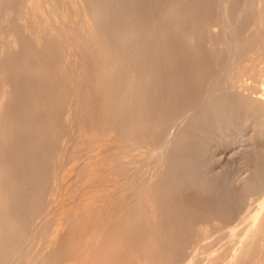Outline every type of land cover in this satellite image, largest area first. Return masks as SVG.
<instances>
[{
    "label": "rangeland",
    "instance_id": "rangeland-1",
    "mask_svg": "<svg viewBox=\"0 0 264 264\" xmlns=\"http://www.w3.org/2000/svg\"><path fill=\"white\" fill-rule=\"evenodd\" d=\"M256 4L257 0H0V100L2 97L6 98L5 102L2 99L0 104V110L3 106L2 113L0 112V232L7 227L5 231L9 233L5 234L3 230L0 234V240L4 241L1 240L0 245L5 247L2 249L0 246V264H3V261L6 264H58L59 262V264H76L79 260L81 263V259L85 260V262L82 261L84 264H87L88 260V264L91 261V264H94L96 257L91 256L90 250H93L91 253L94 255L98 243L97 251L100 252V257H103V264H108L105 258L111 252L119 253L120 260H117L124 264H229L233 261V254L237 252H240L239 255L237 254L240 260L235 264H264V231L248 249L242 252L239 250L245 240L247 229L253 222L256 207L263 201L264 195L255 192L260 190V184L258 187L249 188V193L248 188L245 192L244 189L238 191L234 190L235 188L224 190L227 187L219 185L221 176L216 175V179V176L211 174V176L207 174L210 178L206 174L195 173L194 175L187 166L191 157H194L193 150L185 139L179 141L182 144L180 146L179 143L173 142L174 146L169 150L171 155L167 153L169 157L166 156L163 160L164 166L160 171L153 167L149 157L146 160L144 158L146 147L152 146L150 148L153 149L162 137V128L172 123L173 115L171 114L176 110L177 105L178 107L188 106V101L191 99L189 92H193L194 87L216 76L226 81L236 77V71L232 70L233 68L226 69V65L241 64L240 66L244 67L242 69L248 67L246 74L249 73V76L245 79L249 85H256V78L257 82L260 80L258 67H255L253 72L254 63L250 62V58L254 57L255 60L260 61L261 57L264 63V53L257 55L253 51L255 54L250 53L248 57L240 55L239 59L236 55L234 56L235 37L242 29L244 32L252 29L251 23H254L252 16L255 18L252 14L257 12ZM65 19L69 22L63 24ZM176 24L181 25L179 39L176 36L179 26ZM213 29L219 36L212 38L210 33ZM48 31L53 35H49ZM183 33L186 37L189 36L186 38ZM58 40H61V44ZM179 40L182 41L179 42ZM222 41L225 42L226 48H219ZM175 43L178 45L176 46ZM185 44L188 47L184 46ZM210 47H212L211 53ZM69 53H73L72 56ZM240 57L245 61L241 60V62ZM203 76L205 78H202ZM149 82L152 85L148 86ZM186 131L185 137L188 136V130ZM55 137H58L57 140ZM145 138L148 141L143 140ZM178 147L182 152L178 150ZM62 154H64L63 157ZM128 160H134L132 166L126 164ZM77 166L79 169L76 168ZM104 175L105 178H102ZM93 176H97L95 177L97 180ZM145 177L151 183L146 182ZM226 190L228 192L224 193ZM230 190L233 191L230 192ZM100 192L102 193L99 194ZM228 193L231 195L228 196ZM95 198L103 200L95 202ZM228 199L230 203L227 202ZM151 200L154 201V205H151L153 204ZM103 201H106V204H103ZM85 202L89 208L85 205L83 207L86 208L85 210L80 209L84 206L81 204ZM93 204L101 205L98 207L96 205L94 208ZM109 205L112 207L110 208ZM90 207L93 208L92 211ZM99 207H101L99 210L103 209L100 212L97 210ZM151 208L152 210H149ZM87 209L89 213L91 212L90 214L86 213ZM106 212L109 213L106 214ZM112 212L115 214L111 215ZM99 221H101L100 224L104 221L103 225L97 224ZM82 222L83 225L80 224ZM59 223L63 224L62 229ZM1 224L7 226L3 225V228ZM74 225L77 228L72 227ZM56 227L59 230H56ZM87 227H91L90 233ZM73 232L78 233L74 234L76 237L73 236ZM98 233L102 239H99ZM4 234L8 240L3 237ZM87 234L93 239L89 240ZM10 236L12 239L8 238ZM118 236L125 240L130 239L131 244L134 245H130L131 248L129 245L116 246L115 240ZM99 240L102 242L100 243ZM48 241L51 243L54 241L53 243L57 246L53 243V246L49 245ZM80 241L85 242L81 244ZM97 241L98 243H95ZM88 243L91 245H88L90 249L87 246ZM7 244L11 245L10 248ZM110 246L113 247L109 248ZM8 249L11 250L10 256L6 255L10 252ZM5 250L8 252L6 253ZM251 252H254L253 255ZM89 255L91 257H85Z\"/></svg>",
    "mask_w": 264,
    "mask_h": 264
},
{
    "label": "bare ground",
    "instance_id": "bare-ground-1",
    "mask_svg": "<svg viewBox=\"0 0 264 264\" xmlns=\"http://www.w3.org/2000/svg\"><path fill=\"white\" fill-rule=\"evenodd\" d=\"M255 1V0H254ZM69 3V2H68ZM165 3V2H164ZM255 3V2H254ZM163 4V3H162ZM166 4V3H165ZM31 5V4H30ZM256 6H257V12H255V10H254V12H255V14H252V15H254L255 16V18L252 16V19H254L253 21H254V23H251V25H252V29L251 30H248V31H246L245 30V32L243 31V29L241 30V32H239L237 35H236V42H235V54H234V56L236 55V57H238V59H239V56L240 55H243V56H250V53H253V51H255L256 53H257V55L259 54V55H261L262 53H264V0H257V4H256ZM38 7V6H37ZM2 8V7H1ZM254 9V8H253ZM9 10V9H8ZM59 10V9H58ZM40 14H41V12H39ZM69 13V12H68ZM76 13V12H75ZM168 13V12H167ZM253 13V12H252ZM162 14H163V12H162ZM35 15H36V13H35ZM48 15V14H47ZM64 16H65V14H64ZM67 16V15H66ZM250 16V17H251ZM33 17H34V15H33ZM38 17V16H37ZM44 17H46V15H44ZM54 17V16H53ZM40 18V17H39ZM43 18V17H42ZM52 18V17H51ZM68 18H70V17H68ZM71 18H72V16H71ZM164 18V17H163ZM167 18V17H166ZM247 18V17H246ZM245 19V18H244ZM35 20V19H34ZM74 20V19H73ZM86 20V19H85ZM242 20V19H241ZM251 20V19H250ZM37 21V20H36ZM39 21V20H38ZM48 21V20H47ZM52 21H54V20H52ZM57 21V19L55 18V22ZM65 22L63 23V24H65L67 21H66V19L64 20ZM159 21V20H158ZM252 21V20H251ZM69 22V21H68ZM67 22V23H68ZM76 22V21H75ZM160 22V21H159ZM242 22V21H241ZM245 22V21H244ZM37 23V22H36ZM41 23H42V21H41ZM58 23V22H57ZM39 24H40V21H39ZM51 24V23H50ZM55 24V23H54ZM239 24V23H238ZM26 25V24H25ZM35 25V24H34ZM37 25V24H36ZM62 25V24H61ZM75 25V24H74ZM191 25V24H190ZM193 25V24H192ZM43 26V25H42ZM48 26V25H47ZM46 26V27H47ZM52 26V25H51ZM59 26V25H58ZM76 26V25H75ZM90 25H88V27H89ZM176 26H179L178 27V29H177V32H176V36H177V39H179L180 38V29H181V25H178V24H176ZM217 26V25H216ZM215 26V27H216ZM239 26V25H238ZM237 26V27H238ZM243 26H245L244 24H243ZM249 26V25H248ZM38 27V26H37ZM45 27V26H44ZM60 28L59 29H61V26H59ZM66 27V26H65ZM73 27V26H72ZM87 27V28H88ZM186 27H187V25H186ZM185 27V28H186ZM214 27V26H213ZM220 27V26H219ZM242 27V26H241ZM56 28H57V26H56ZM64 28V27H63ZM68 28V27H67ZM91 28V27H90ZM89 28V29H90ZM201 28V27H200ZM37 29V28H36ZM58 29V28H57ZM70 29V28H69ZM160 29V28H159ZM194 29V27L192 28V30ZM199 29V28H198ZM208 29V28H207ZM245 29H246V27H245ZM41 30V29H40ZM47 30V29H46ZM54 30V29H53ZM143 30V29H142ZM167 30H169V29H167ZM187 30V29H186ZM189 30V29H188ZM205 30V29H204ZM238 30V29H237ZM240 30V29H239ZM238 30V31H239ZM52 31V30H51ZM60 31V30H59ZM83 31V30H82ZM87 31V30H86ZM161 31V30H160ZM199 31V30H198ZM43 32V31H42ZM49 32V35L51 34L50 33V31H48ZM54 32V31H53ZM68 32H70L69 30H68ZM164 32V31H163ZM191 32V31H190ZM194 32V31H193ZM192 32V33H193ZM55 33V32H54ZM62 33V32H61ZM64 33H65V31H64ZM169 33V32H168ZM171 33V32H170ZM173 33V32H172ZM199 33V32H198ZM221 33V32H220ZM33 33H31V35H32ZM43 35H44V33H42ZM46 34V33H45ZM56 34V33H55ZM66 34V33H65ZM84 34V33H83ZM82 34V35H83ZM89 34V33H88ZM164 34V33H163ZM185 34H187V33H185ZM206 34H207V32H206ZM211 34V36H212V38L213 37H217V36H219L218 35V33H217V31L215 30V29H213L212 30V32L210 33ZM209 34V35H210ZM39 35H41V34H39ZM46 35H48V34H46ZM53 34H51V36H52ZM87 35V34H86ZM183 35H184V33H183ZM192 35H194V33L192 34ZM208 35V34H207ZM225 35V34H224ZM57 36V35H56ZM61 36V38H63L62 37V35H60ZM92 36V35H91ZM145 36V35H144ZM143 36V37H144ZM150 36V35H149ZM175 36V37H176ZM185 36V35H184ZM189 36V35H188ZM187 36V37H188ZM205 36V35H204ZM43 37V36H42ZM83 37V36H82ZM87 37V36H86ZM173 37V36H172ZM186 37V36H185ZM184 37V38H185ZM186 37V38H187ZM198 37V36H197ZM200 37V36H199ZM12 38V37H11ZM20 38V37H19ZM28 38H30V37H28ZM36 38H37V36H36ZM38 38H40V37H38ZM47 38V37H46ZM56 38V37H55ZM54 38V39H55ZM201 38V37H200ZM42 39V38H41ZM189 39V38H188ZM207 39V38H206ZM39 41H40V39H38ZM173 40V39H172ZM186 40V39H185ZM210 40V39H209ZM43 41H44V39H43ZM53 41V40H52ZM61 41V40H60ZM60 41L58 40V42L60 43ZM182 41V40H181ZM180 40H179V42H181ZM188 41V40H187ZM192 41H193V39H192ZM208 41V40H207ZM38 42V41H37ZM45 42H47L46 40H45ZM56 42V41H55ZM177 42V41H176ZM179 42H178V44H179ZM50 43V42H49ZM185 43H187V42H185ZM189 43V42H188ZM191 43V42H190ZM198 43V42H197ZM225 43V42H224ZM223 43V41L222 42H220V44H219V48H226V45ZM231 43V42H230ZM55 44V43H54ZM61 44V43H60ZM147 44V43H146ZM160 44V43H159ZM174 44V43H173ZM178 44H176L175 43V45L177 46ZM192 44V43H191ZM206 44V43H205ZM232 44V43H231ZM234 44V43H233ZM38 45V44H37ZM39 45H40V43H39ZM42 45V44H41ZM51 45V44H50ZM53 45V44H52ZM56 45H57V43H56ZM201 45V44H200ZM210 45V44H209ZM225 45V46H224ZM31 46V45H30ZM165 46V45H164ZM184 46H186V47H188L186 44L184 45ZM204 46V45H203ZM231 46V45H230ZM234 46V45H233ZM38 47H40V46H38ZM38 47H36V48H38ZM43 47H45V45L43 46ZM42 47V48H43ZM58 47V46H57ZM197 47V46H196ZM205 47V46H204ZM207 47V46H206ZM47 48V47H46ZM51 48V47H50ZM61 48V47H60ZM162 49H163V47H161ZM160 48V49H161ZM174 48H175V46H174ZM177 48V47H176ZM179 48H180V45H179ZM181 48H182V46H181ZM211 48L212 47H210V53H211ZM228 48V47H227ZM230 48V47H229ZM15 49V48H14ZM55 49H56V46H55ZM89 49V48H88ZM183 49V48H182ZM191 49V48H190ZM233 49V48H232ZM45 50V49H44ZM158 50V49H157ZM188 50V49H187ZM193 50H194V48H193ZM204 50H206V49H204ZM203 50V51H204ZM214 50V49H213ZM217 50H220V49H217ZM226 50V49H225ZM228 50V49H227ZM40 51H42V50H40ZM54 51V50H53ZM60 51V50H59ZM74 51V50H73ZM160 51V50H159ZM164 51V50H163ZM189 51V50H188ZM202 51V53L204 54V52ZM215 51V50H214ZM232 51V50H231ZM44 51H42V53H43ZM47 52H48V49H47ZM46 52V53H47ZM64 52V51H63ZM71 52V51H70ZM75 52H76V50H75ZM199 52H200V49H199ZM208 52V53H209ZM218 52V51H217ZM255 52L253 53V54H255ZM55 53V52H54ZM57 53V52H56ZM195 53V52H194ZM207 53V52H206ZM213 53V52H212ZM222 53H224V52H222ZM232 53V52H231ZM14 54H16V53H14ZM58 54V53H57ZM59 54H60V52H59ZM71 53H69V55H70ZM73 54V53H72ZM72 54L70 55V56H72ZM76 54V53H75ZM196 54V53H195ZM202 54V55H203ZM219 54H220V52H219ZM233 54V53H232ZM61 55V54H60ZM147 55V54H146ZM191 55V54H190ZM200 55V54H199ZM208 55V54H207ZM214 55V54H213ZM52 56V55H51ZM54 56H55V54H54ZM87 56V55H86ZM204 56V55H203ZM227 57H229V55H226ZM243 56H241V57H243ZM245 56V57H246ZM247 56V57H248ZM263 56V55H262ZM15 57V56H14ZM53 57V56H52ZM64 57V56H63ZM82 57V56H81ZM196 57V56H195ZM240 57V61L242 60V61H245V60H243L242 58ZM244 57V58H245ZM260 57V56H259ZM70 59H71V57H69ZM86 58V57H85ZM146 58V57H145ZM191 58H192V56H191ZM204 58V57H203ZM209 58V57H208ZM56 59V58H55ZM73 59V58H72ZM71 59V60H72ZM246 59V58H245ZM251 59V63H254V65H253V72H255L254 70H255V67H258L257 69H258V71H259V73H258V75H260V77H259V81L257 82V78H256V85H254V84H252V85H249L248 83H246V77L247 76H249V73H247L246 74V72H247V70H248V67L246 68V69H242V68H244V67H241L240 65H235V66H228V65H226L225 66V68L226 69H231V68H233L232 70H234V71H236L235 73V75H236V77L235 78H230L229 80H225V79H222V77H212V78H209V79H207V80H205V81H203L202 82V85L200 84V86H199V84H198V86L197 87H194V91L193 92H189V93H191L190 95V97H191V99H190V101H188L189 102V104H188V106L186 107H183V106H181L180 104V107H178V105H177V108H176V110L175 111H173V113L171 114V115H173L172 116V119H171V121H172V123L171 124H169V125H166L167 127H163L162 128V130H161V132H162V137H160V140H159V142L157 143V145L152 149V148H150V147H152V146H148V147H146V157H144L145 158V160L149 157V159L153 162V167L155 168V169H159V171L161 170V168L164 166V164H163V160H165V158H166V156L167 157H169V155H171V154H169V150L170 149H172V146H174V145H172L173 144V142H174V144H177V143H179V141H181V140H184L185 139V142L186 143H190V145H191V148H192V150H193V154H192V152L190 153V154H192V155H194V157H191V161L189 162V165L187 164V166H188V169L190 170V172L192 173H194V175H195V173L196 174H209V176H211V175H213L214 177L216 176V175H219V177L221 176L222 177V180H221V178L219 179V180H221V181H219L220 182V186H223V187H227V188H224V190L225 189H228V188H235L234 190H238L239 191V189L240 190H242V189H244V192H245V189L246 188H248V193H249V188H255V187H258L259 186V184H260V190L258 191L257 189V191H255V189H254V191L255 192H259V193H261V194H263L264 195V63L262 62V58L260 57L259 59H260V61H258L257 59V62H256V60H255V58L254 57H252V58H250ZM264 59V58H263ZM23 60V59H22ZM25 60V59H24ZM68 60V59H67ZM75 60V59H74ZM145 60V59H144ZM198 60H199V58H198ZM61 61V60H60ZM203 61H205V60H203ZM241 61V62H242ZM39 62V61H38ZM43 62V61H42ZM56 62V61H55ZM63 62V61H62ZM62 62H60V63H62ZM73 62V61H72ZM248 62V61H247ZM259 62V63H258ZM35 63V62H34ZM59 63V62H58ZM195 63V62H194ZM197 63V62H196ZM212 64H213V62H211ZM246 63V62H245ZM256 63V64H255ZM21 64V63H20ZM204 64V63H203ZM206 64H208V63H206ZM243 64H244V62H243ZM247 64V63H246ZM248 64H250L249 62H248ZM42 65V64H41ZM40 65V66H41ZM44 65V64H43ZM49 65V64H48ZM86 65V64H85ZM194 66H195V64H193ZM192 65V66H193ZM198 65H199V63H198ZM216 65V64H215ZM39 66V65H38ZM47 66V65H46ZM66 66V65H65ZM148 66H152V65H148ZM207 66V65H206ZM206 66L204 67V68H206ZM209 66V65H208ZM207 66V67H208ZM213 66H214V64H213ZM245 66V65H244ZM43 67V66H42ZM61 67H63V66H61ZM209 67H211V66H209ZM246 67V66H245ZM37 68V67H36ZM40 68V67H39ZM195 68V67H194ZM213 68V67H212ZM249 68H250V66H249ZM33 69V68H32ZM62 69V68H61ZM147 69V68H146ZM206 69H208V68H206ZM210 69V68H209ZM215 69H216V67H215ZM218 69V68H217ZM225 69V70H226ZM214 70V69H213ZM36 71V70H35ZM40 70H38V72H39ZM42 71H43V69H42ZM50 71H51V69H50ZM63 71V70H62ZM79 71V70H78ZM205 71V70H204ZM228 71V70H227ZM227 71H226V73H227ZM233 71V72H234ZM251 72H252V70H250ZM257 70H256V72H258ZM31 72V71H30ZM211 72V71H210ZM223 72V71H222ZM146 73V72H145ZM148 73H149V71H148ZM191 73V72H190ZM195 73H196V71H195ZM65 74V73H64ZM91 74V73H90ZM104 74V73H103ZM197 74V73H196ZM231 74V73H230ZM55 75V74H54ZM59 75V74H58ZM88 75V74H87ZM94 75V74H93ZM147 75V74H146ZM208 75V74H207ZM251 75H253V73H251ZM257 75V74H256ZM190 76V75H189ZM200 76V75H199ZM232 76H234V75H232ZM255 76V75H254ZM81 77H83L82 75H81ZM93 77V76H92ZM230 77V75L228 74V78ZM146 78H147V76H146ZM190 78V77H189ZM202 78H205L204 76L202 77ZM227 78V79H228ZM253 79H254V77H252ZM145 79V78H144ZM149 79V78H148ZM251 79V78H250ZM152 80V79H151ZM151 80H149V81H151ZM190 80V79H189ZM202 80V79H201ZM38 81V80H37ZM62 81V80H61ZM143 81V80H142ZM145 81H146V79H145ZM193 81V80H192ZM191 81V82H192ZM254 81V80H253ZM148 82V81H147ZM152 82V81H151ZM151 82H149L148 83V86H149V84H151ZM189 82V81H188ZM201 82V81H200ZM199 82V83H200ZM48 83V82H47ZM146 83V82H145ZM254 83V82H253ZM59 84V83H58ZM85 84V83H84ZM197 84V83H196ZM51 85V84H50ZM152 85V84H151ZM185 85V84H184ZM190 85H191V83H190ZM193 85V84H192ZM49 86V85H48ZM59 86V85H58ZM88 86V85H87ZM194 86V85H193ZM154 87V86H153ZM192 87V86H191ZM7 88V87H6ZM143 88H144V86H143ZM189 88V87H188ZM192 89V88H191ZM75 90V89H74ZM155 90V89H154ZM183 90V89H182ZM54 91V90H53ZM58 90H56V92H57ZM191 91V90H190ZM6 92V91H5ZM59 92V91H58ZM68 92V91H67ZM73 92V91H72ZM95 92H97V91H95ZM142 92H144V91H142ZM149 92H151L150 91V89H149ZM61 93V92H60ZM65 93V92H64ZM145 93V92H144ZM3 94H5V93H3ZM81 94V93H80ZM142 94V93H141ZM6 95V94H5ZM54 95H55V93H54ZM188 95V94H187ZM49 96V95H48ZM59 96V95H58ZM92 96V95H91ZM105 96V95H104ZM144 96V95H143ZM7 97V99H8V96H6ZM73 97H75V96H73ZM73 97H71V98H73ZM189 97V98H190ZM10 98V97H9ZM21 98V97H20ZM50 98V97H49ZM91 98V97H90ZM2 99H3V97H2ZM2 99L0 100V104H1V101H2ZM4 99H6L5 97H4ZM3 99V100H4ZM69 99V98H68ZM148 99V98H147ZM73 100V99H72ZM189 100V99H188ZM59 101V100H58ZM66 101V100H65ZM88 101V100H87ZM86 101V102H87ZM4 102H5V100H4ZM3 102V103H4ZM47 102V101H46ZM68 102V101H67ZM72 102V101H71ZM92 102V101H91ZM96 102V101H95ZM187 102V100H186V103H188ZM2 103V104H3ZM181 103V102H180ZM5 105H6V103H5ZM183 105V104H182ZM185 105V104H184ZM174 106H175V104H174ZM46 107V106H45ZM2 108H3V106L1 107V110H2ZM5 108H7V106L5 107ZM77 108V107H76ZM75 108V109H76ZM173 108V107H172ZM1 110H0V112H1ZM4 110V109H3ZM59 110V109H58ZM78 110V109H77ZM8 111V110H7ZM56 111V110H55ZM86 111V110H85ZM90 111V110H89ZM94 111V110H93ZM171 111V110H170ZM2 113V112H1ZM148 113V112H147ZM70 114V113H69ZM170 114V113H169ZM66 115V114H65ZM1 117H2V115H1ZM11 117V116H10ZM168 117H170V115L168 116ZM3 118V117H2ZM5 118V117H4ZM167 118V117H166ZM7 119H8V117H7ZM58 119V118H57ZM169 119V118H168ZM2 120H4V119H2ZM10 120V119H9ZM66 120V119H65ZM74 120V119H73ZM89 120H90V118H89ZM7 121V120H6ZM15 121V120H14ZM76 121V120H75ZM165 121H167V120H165ZM168 121H170V120H168ZM86 122V121H85ZM66 123V122H65ZM143 123V122H142ZM161 123V122H160ZM47 124V123H46ZM71 124V123H70ZM157 124V123H156ZM166 124V123H165ZM52 125V124H51ZM68 125V124H67ZM74 125V124H73ZM9 126V125H8ZM49 126V125H48ZM55 126V125H54ZM83 126V125H82ZM149 126H151V125H149ZM160 126V125H159ZM164 126V125H163ZM158 127V126H157ZM50 128V127H49ZM67 128V127H66ZM75 128V127H74ZM78 128V127H77ZM159 128V127H158ZM71 129V128H70ZM160 129V128H159ZM51 130V129H50ZM54 130V129H53ZM63 130V129H62ZM80 130V129H79ZM186 130H188V136L187 137H185V134L184 133H186L187 131ZM152 131V130H151ZM144 132H146V131H144ZM143 132V133H144ZM58 133H60V132H58ZM75 133V132H74ZM153 133V132H152ZM160 133V132H159ZM56 134V133H55ZM68 134V133H67ZM70 134V133H69ZM61 135V134H60ZM144 136H146V135H144ZM146 137H148V135L146 136ZM56 138V137H55ZM54 138V139H55ZM58 138V137H57ZM57 138H56V140H57ZM65 138V137H64ZM74 138V137H73ZM81 138V137H80ZM143 138V137H142ZM158 138V137H157ZM62 139V138H61ZM153 139V138H152ZM58 140H60V139H58ZM64 140V139H63ZM91 140V139H90ZM143 140H146V141H148L147 140V138H145V139H143ZM47 141V140H46ZM65 141H67V140H65ZM77 141V140H76ZM71 142V141H70ZM78 142V141H77ZM77 142H75V144L77 143ZM98 142V141H97ZM175 142H177V143H175ZM143 143H145V142H143ZM56 144V143H55ZM59 144V143H58ZM63 144H65V142L63 143ZM183 144H184V142H183ZM32 145V144H31ZM74 145V144H73ZM179 146L180 145H182L181 143H179L178 144ZM189 145V146H190ZM68 146V145H67ZM142 146V145H141ZM188 146V145H187ZM59 147V146H58ZM72 147V146H71ZM76 147H78L77 145H76ZM81 147V146H80ZM79 147V148H80ZM86 147V146H85ZM143 148H144V146H142ZM64 148V147H63ZM89 148V147H88ZM176 148V147H175ZM175 148H173V149H175ZM145 149V148H144ZM53 150V149H52ZM178 150H179V147H178ZM76 151V150H75ZM180 152H182V150H179ZM67 152V151H66ZM148 152V153H147ZM174 152V151H173ZM28 153V152H27ZM55 153V152H54ZM53 153V154H54ZM81 153V152H80ZM167 153L169 154V155H167ZM71 154V153H70ZM174 154V153H173ZM176 154H177V152H176ZM55 155H57V154H55ZM148 155V156H147ZM58 156V155H57ZM64 156V154H62V157ZM189 156H191V155H189ZM178 158V157H177ZM19 159V158H18ZM59 159V158H58ZM62 159V158H61ZM54 160V159H53ZM170 160V159H169ZM189 160V159H188ZM64 161V160H63ZM134 161V160H133ZM133 161H130V160H128L127 161V165H131L132 166V164H133ZM149 161V160H148ZM53 163H54V161H53ZM55 163H57V162H55ZM79 164V163H78ZM111 164V163H110ZM121 164V163H120ZM135 164V163H134ZM176 164V163H175ZM55 165H57V164H55ZM54 165V166H55ZM90 165V164H89ZM88 165V166H89ZM119 165V164H118ZM46 166V165H45ZM61 166V165H60ZM86 166V165H85ZM115 166V165H114ZM120 166V165H119ZM151 166V165H150ZM178 166V165H177ZM56 167V166H55ZM62 167V166H61ZM80 167V166H79ZM84 167V166H83ZM113 167V166H112ZM176 167V166H175ZM182 167V166H181ZM58 168V167H57ZM76 168H78V166L76 167ZM131 168H133V167H131ZM152 168V167H151ZM180 168V167H179ZM179 168H178V170H179ZM183 168V167H182ZM25 169V168H24ZM79 169V168H78ZM114 169V168H113ZM60 170H62V169H60ZM82 170V169H81ZM55 171V170H54ZM80 171V170H79ZM101 171V170H100ZM113 171V170H112ZM118 171V170H117ZM158 171V170H157ZM48 172V171H47ZM53 172V171H52ZM103 172V171H102ZM83 173V172H82ZM96 173V172H95ZM109 173H111V171L109 172ZM127 173H129L128 171H127ZM177 173V172H176ZM33 174V173H32ZM54 174V173H53ZM58 174H59V172H58ZM102 174V173H101ZM113 174V173H112ZM131 174V173H130ZM211 174V175H210ZM57 175V174H56ZM78 175V174H77ZM95 175V174H94ZM109 176L111 175V174H108ZM116 175V174H115ZM205 175V176H206ZM84 176V175H83ZM92 176V175H91ZM99 176V175H98ZM107 176V175H106ZM109 176H108V178H109ZM152 176V175H151ZM192 176H193V174H192ZM208 176V175H207ZM206 176V177H207ZM208 176V177H209ZM61 177V176H60ZM95 177H97V176H95ZM94 176H93V178H95ZM105 178V175L104 176H102V178ZM154 177V176H153ZM197 177V176H196ZM55 178V177H54ZM100 178V177H99ZM107 178V177H106ZM148 178H151V177H149L148 176ZM210 178V177H209ZM21 179V178H20ZM57 179V178H56ZM59 179V178H58ZM91 179V178H90ZM96 179V178H95ZM112 179H115V178H112ZM117 179V178H116ZM115 179V180H116ZM193 179V178H192ZM216 179H217V176H216ZM93 180V179H92ZM97 180V179H96ZM110 180H111V177H110ZM156 180V179H155ZM155 180H153V181H155ZM200 180V179H199ZM213 180L215 181V179L213 178ZM212 180V181H213ZM30 181V180H29ZM59 181V180H58ZM91 181V180H90ZM93 181H95V180H93ZM92 181V182H93ZM144 181V180H143ZM145 181L146 182H149V181H147V179H146V177H145ZM151 181H152V179H151ZM17 182V181H16ZM97 182V181H96ZM102 182V181H101ZM111 182V181H110ZM117 182V181H116ZM205 182V181H204ZM217 182V181H216ZM216 182H213V183H216ZM99 183H100V181H99ZM145 183V182H144ZM149 183H151V182H149ZM55 184H56V182H55ZM109 184H111V183H109ZM114 184V183H113ZM153 184V183H152ZM211 184V183H210ZM53 185V184H52ZM148 185V184H147ZM149 185H151V184H149ZM97 186V185H96ZM102 186V185H101ZM116 186V185H115ZM144 186V185H143ZM212 186V185H211ZM214 186V185H213ZM215 186H216V184H215ZM98 187V186H97ZM114 187V186H113ZM54 188V187H53ZM52 188V189H53ZM217 188V187H216ZM98 189H99V187H98ZM97 189V191L99 192V190ZM101 189V188H100ZM148 189V188H147ZM157 189V188H156ZM218 189V188H217ZM221 189V188H220ZM140 190H141V188H140ZM222 190V189H221ZM229 190V189H228ZM252 190V192H253V189H251ZM101 191V190H100ZM149 191V190H148ZM159 191V190H158ZM233 191V190H232ZM231 190H230V192H232ZM238 191H234V192H238ZM163 192H165V191H163ZM226 192H228L227 190L224 192V193H226ZM233 192V193H234ZM244 192H242V193H244ZM246 192H247V190H246ZM102 192H100L99 194H101ZM155 193V192H154ZM232 193V194H233ZM240 193V192H239ZM248 193H246V194H248ZM145 194V193H144ZM163 195V194H162ZM229 195H231V194H229L228 193V196ZM234 195H235V193H234ZM249 195V194H248ZM251 195V194H250ZM95 196H97V195H95ZM102 197H103V195H101ZM136 196V195H135ZM146 196V195H145ZM233 196V195H232ZM231 196V197H232ZM238 196V195H237ZM237 196H236V199H237ZM242 196V195H241ZM141 197V196H140ZM148 197V196H147ZM152 197V196H151ZM159 197V196H158ZM231 197H229V198H231ZM234 197V196H233ZM233 197L231 198V201H232V199H233ZM240 197V196H239ZM51 198V197H50ZM105 198V197H104ZM135 198H137V197H135ZM242 198V197H241ZM244 198H246V197H244ZM248 198V197H247ZM94 199V198H93ZM96 199V198H95ZM107 199V198H106ZM110 199V198H109ZM134 199V198H133ZM235 199V198H234ZM101 200H103V199H101ZM100 199L99 200H94L95 202L96 201H101ZM105 200V199H104ZM135 200V199H134ZM153 200V199H152ZM151 200V201H152ZM161 200V199H160ZM229 200V201H228ZM227 200V202H229L230 203V199H228ZM244 200V199H243ZM248 200V199H247ZM91 201V200H90ZM89 201V202H90ZM132 201V200H131ZM138 201H140V200H138ZM145 201V200H144ZM147 201V200H146ZM145 201V202H146ZM237 202L239 201V200H236ZM253 201V200H252ZM91 202H93V200L91 201ZM90 202V204L92 205V203ZM94 202V203H95ZM105 202V203H104ZM133 202V201H132ZM136 202H137V199H136ZM135 202V203H136ZM148 202V201H147ZM154 201H152V203H153ZM236 202V203H237ZM242 202V201H241ZM243 202H245V201H243ZM242 202V203H243ZM100 203H102V202H100ZM131 203V202H130ZM140 204H142L141 202H139ZM228 203V204H229ZM235 203V202H234ZM89 204V203H88ZM98 204V203H97ZM97 204H93V207L94 206H96ZM103 204H106V201H103ZM102 204V205H103ZM127 204V203H126ZM132 204V203H131ZM138 204V203H137ZM144 204V203H143ZM148 204H151V203H148ZM82 205H84V206H82ZM85 205H86V202H85V204H81V206L82 207H80V209L81 208H83V207H85ZM99 205H101V204H99ZM99 205H97L96 207H98ZM128 205V204H127ZM139 205V204H138ZM137 205V206H138ZM145 205V204H144ZM144 205H143V207H144ZM151 205H154V203L153 204H151ZM151 205H149V206H151ZM245 206L247 205V204H244ZM249 205V204H248ZM253 205V204H252ZM87 206V205H86ZM90 206V205H89ZM104 206H107V205H104ZM112 207V205H109V207ZM129 206V205H128ZM127 206V207H128ZM140 206V205H139ZM138 206V207H139ZM92 207V206H91ZM90 207V208H91ZM110 207V208H111ZM119 207V206H118ZM142 207V206H141ZM141 207H140V209H141ZM147 207V206H146ZM145 207V208H146ZM152 207V206H151ZM86 208H89L88 206L86 207ZM85 208V209H86ZM95 208V207H94ZM101 207H99L97 210L100 212V211H102L103 209H101V210H99ZM108 208V207H107ZM109 208V209H110ZM122 208V207H121ZM131 208V207H130ZM153 208V207H152ZM152 208L151 209H149V210H152ZM155 208V207H154ZM153 208V209H154ZM226 208V207H225ZM257 208V211H255L254 213H255V215H254V218L252 219L253 220V222L251 223V226L249 227V229H247L248 231H247V233H246V236H245V240H243V243L241 244V247H240V251L242 252V250L244 251L246 248L248 249V247H250L252 244H253V242L258 238V237H260V235L263 233V231H264V197H263V201H262V203L261 204H258V206L256 207ZM14 209V208H13ZM29 209V208H28ZM77 210H78V207L76 208ZM84 208H83V210H85ZM105 209V208H104ZM108 209V210H109ZM127 209H129V208H127ZM131 209H133V208H131ZM138 209V208H137ZM147 209V208H146ZM3 210V209H2ZM1 210V211H2ZM90 210V209H89ZM93 210V208H91V211ZM95 210V209H94ZM107 210V209H106ZM118 210V209H117ZM123 210V209H122ZM142 210V209H141ZM148 210V209H147ZM239 210V209H238ZM244 210V209H243ZM14 211V210H13ZM72 211H74V210H72ZM110 211H111V209H110ZM127 211V210H126ZM130 211V210H129ZM144 211H146V210H144ZM69 212V211H68ZM83 212V211H82ZM82 212H81V216H82ZM85 212V211H84ZM88 212V214H90L89 213V211H88V209H87V211H86V213ZM118 212V211H117ZM138 212H139V210H138ZM143 212V211H142ZM149 212H151L152 213V211H149ZM148 212V214H151V213H149ZM219 212V211H218ZM25 213V212H24ZM72 213V212H71ZM70 213V214H71ZM76 213V212H75ZM74 213V214H75ZM85 213V214H86ZM102 213H104V212H102ZM107 213H109V212H106V214ZM137 213V212H136ZM144 213V212H143ZM142 213V214H143ZM155 213V212H154ZM215 213V212H214ZM2 214V213H1ZM6 214V213H5ZM64 214V213H63ZM74 214H73V216H74ZM88 214H86L87 216H88ZM95 214V213H94ZM99 214V213H98ZM111 215H114L115 214V212H114V214H113V212L112 213H110ZM125 214V213H124ZM138 214V213H137ZM136 214V215H137ZM141 214V215H142ZM147 214V215H148ZM24 215V214H23ZM66 215H67V213H66ZM76 215V214H75ZM80 215V214H79ZM109 215V214H108ZM120 215V214H119ZM135 215V216H136ZM140 215V214H139ZM157 215V214H156ZM6 216V215H5ZM77 216H78V214H77ZM85 216V215H84ZM93 216V215H92ZM96 216V215H95ZM98 216V215H97ZM100 216L102 217L103 215L100 213ZM100 216H99V218H100ZM121 216V215H120ZM120 216H119V220H120ZM8 217V216H7ZM11 217V216H10ZM10 217H9V219H10ZM13 217V216H12ZM17 217V216H16ZM62 217H63V215H62ZM65 217V216H64ZM67 217V216H66ZM68 217H69V214H68ZM71 217V216H70ZM69 217V218H70ZM79 217V216H78ZM107 217V216H106ZM137 217H138V215H137ZM146 217V216H145ZM151 217H152V215H151ZM155 218H156V216H154ZM21 218V217H20ZM68 218V219H69ZM76 218V217H75ZM81 218H83V217H81ZM81 218H80V220H81ZM87 218V217H86ZM93 218H95V217H93ZM92 218V219H93ZM98 218V217H97ZM96 218V219H97ZM104 218V217H103ZM114 218V217H113ZM135 218V217H134ZM252 218V217H251ZM8 219V218H7ZM14 219V218H13ZM17 219V218H16ZM63 219V222H64V218H62ZM88 219V218H87ZM102 219V218H101ZM104 219H106V218H104ZM117 219V218H116ZM140 219V218H139ZM148 219V218H147ZM234 219V218H233ZM122 220H124V218H122ZM5 221V220H4ZM69 221V220H68ZM68 221L66 222L65 221V223H68ZM70 221H72V220H70ZM74 221H76V220H74ZM84 221V220H83ZM87 221V220H86ZM92 221V220H91ZM91 221H88V222H91ZM98 221V220H97ZM96 221V222H97ZM105 221V220H104ZM104 221H102V223H104ZM110 221V220H109ZM113 221V220H112ZM116 221V220H115ZM118 221V220H117ZM116 221V222H117ZM128 221V220H127ZM154 221V220H153ZM155 221H156V219H155ZM9 221H7V223H8ZM20 222V221H19ZM85 222V221H84ZM88 222H86V223H88ZM92 222H95L94 220L92 221ZM100 222L101 221H99V223H97V224H100ZM114 222V221H113ZM139 222V221H138ZM158 222V221H157ZM189 222V221H188ZM9 223H11V222H9ZM70 223V222H69ZM75 223V222H74ZM101 223V224H102ZM108 223H110V222H108ZM118 223H119V221H118ZM124 223V222H123ZM128 223V222H127ZM127 223H126V225H127ZM13 224V223H12ZM21 224V223H20ZM60 224V223H59ZM81 225H83V222L82 223H80ZM80 224H79V226H80ZM85 224V223H84ZM89 224V223H88ZM94 224H96V223H94ZM96 224V225H97ZM100 224V225H101ZM107 224V223H106ZM152 224V223H151ZM155 224V223H154ZM185 224V223H184ZM2 225V224H1ZM4 225V224H3ZM2 225V226H3ZM6 225V224H5ZM4 225V226H5ZM11 225V224H10ZM22 225V224H21ZM63 225V224H62ZM61 224H60V229H62V226ZM86 225V224H85ZM90 225H92V224H90ZM95 225V226H96ZM103 225V224H102ZM110 225H111V223H110ZM116 225H118V224H116ZM125 225V224H124ZM147 225V224H146ZM4 226H3V228H4ZM7 226V225H6ZM9 226V225H8ZM14 226V225H13ZM57 226V225H56ZM77 226V225H76ZM87 226V225H86ZM85 226V227H86ZM93 226V225H92ZM97 226H99V225H97ZM104 226H105V224H104ZM104 226H102V227H104ZM108 226H109V224H108ZM152 226V225H151ZM248 226H249V224H248ZM54 227V226H53ZM63 227H65V226H63ZM70 227V226H69ZM72 227H75V225L74 226H72ZM82 227V226H81ZM94 227V226H93ZM101 227V228H102ZM119 227V226H118ZM121 227V226H120ZM128 227H129V225H128ZM130 227H131V225H130ZM175 227V226H174ZM17 228V227H16ZM67 228V227H66ZM75 228H77V227H75ZM89 228H91V227H89ZM89 228L87 227V231L89 232H91V230H89ZM96 228V227H95ZM95 228L93 229L94 231H96L95 230ZM98 228V227H97ZM105 228V227H104ZM115 228V227H114ZM126 228V227H125ZM162 228V227H161ZM6 229H7V227H6ZM5 229V230H6ZM12 229V228H11ZM10 229V230H11ZM18 229V228H17ZM53 229V228H52ZM68 229V228H67ZM70 229V228H69ZM72 229V228H71ZM100 229V228H99ZM99 229H98V231H99ZM108 229V228H107ZM111 229V228H110ZM4 230V229H3ZM3 230H1V232L3 231ZM4 230V232H6ZM56 230H59V228H57L56 227ZM56 230H55V232H56ZM64 230H65V228H64ZM63 230V231H64ZM78 230V229H77ZM83 230H84V228H83ZM85 230H86V228H85ZM148 230V229H147ZM16 231V230H15ZM18 231V230H17ZM52 231V230H51ZM70 231V230H69ZM72 231V230H71ZM86 231V232H87ZM97 231V232H98ZM102 231V230H101ZM105 231V230H104ZM103 231V233H105V232H107V230L104 232ZM114 231V230H113ZM115 231H117V230H115ZM244 231V230H243ZM1 232H0V234H1ZM12 232V231H11ZM28 232V231H27ZM33 232V231H32ZM53 232H54V229H53ZM62 232V231H61ZM65 232V231H64ZM63 232V233H64ZM78 232H81V231H78ZM87 232V233H88ZM89 232V233H90ZM119 232H121V231H119ZM138 232H139V230H138ZM13 233V232H12ZM58 233H60V231L58 232ZM57 233V234H58ZM67 233V232H66ZM84 233V232H83ZM113 233V232H112ZM115 233V232H114ZM126 233V232H125ZM184 233V232H183ZM5 234H9V233H5ZM5 234H4V236L3 237H5ZM16 234V233H15ZM20 234V233H19ZM73 234V236H74V232L72 233ZM71 234V235H72ZM76 234H78L77 232H76ZM75 234V235H76ZM94 234H95V232H94ZM99 234V239H102V238H100V233H98ZM115 234H117V233H115ZM123 234V233H122ZM149 234V233H148ZM50 235V234H49ZM54 235V234H53ZM81 235L83 236V234L81 233ZM92 235V234H91ZM145 235V234H144ZM153 235V234H152ZM157 235V234H156ZM242 235H243V233H242ZM7 236V235H6ZM22 236H24V235H22ZM51 236V235H50ZM57 236V235H56ZM72 236V237H73ZM86 236H88V238H89V235L87 234ZM98 236V235H97ZM109 236V235H108ZM113 236H115V235H113ZM161 236V235H160ZM13 237H14V235H13ZM52 237V236H51ZM74 237H76V236H74ZM95 237V236H94ZM105 237V236H104ZM110 237H112V236H110ZM130 237V236H129ZM1 238V237H0ZM9 239L11 238L12 239V237L10 236V237H8ZM31 238V237H30ZM29 238V239H30ZM56 238H58V237H56ZM60 238H62V237H60ZM68 238V237H67ZM83 238V237H82ZM86 238V237H85ZM91 238V237H90ZM90 238H89V240H90ZM108 238V237H107ZM106 238V239H107ZM116 238V237H115ZM4 239V238H3ZM5 239H6V237H5ZM33 239V238H32ZM55 239V238H54ZM63 239V238H62ZM65 239V238H64ZM70 239V238H69ZM68 239V240H69ZM79 239V238H78ZM77 239V240H78ZM91 239H93V238H91ZM98 239V238H97ZM111 239V238H110ZM153 239H154V237H153ZM155 239H156V236H155ZM167 239V238H166ZM259 239V238H258ZM2 240V239H1ZM0 240V241H1ZM6 240H8V239H6ZM14 240V239H13ZM12 240V241H13ZM72 240V239H71ZM89 240L87 241V242H89ZM108 240V239H107ZM144 240V239H143ZM148 240V239H147ZM3 241V240H2ZM22 241H23V239H22ZM64 241V240H63ZM75 241V240H74ZM82 241V240H81ZM80 241V243L82 244V243H84V242H81ZM111 241H112V239H111ZM114 241V240H113ZM117 243V245L116 246H123V245H125V246H130V245H134V244H131L132 243V241H130V239L128 240V239H126L125 240V238L123 239V238H121V237H119L118 236V239H116L115 240ZM148 241H151V240H148ZM147 241V242H148ZM245 241V242H244ZM4 242V241H3ZM2 242V243H3ZM49 242V241H48ZM54 242V241H53ZM52 242V243H53ZM61 242V241H60ZM65 242V241H64ZM68 242V241H67ZM72 242V241H71ZM86 242V243H87ZM92 242V241H91ZM91 242H90V244H91ZM94 242V241H93ZM99 242L101 243L102 241H100L99 240ZM157 242V241H156ZM155 242V243H156ZM238 242V241H237ZM1 243V242H0ZM5 243H7V241L5 242ZM16 243V242H15ZM29 243V242H28ZM27 243V244H28ZM47 243V242H46ZM52 243L51 242H49V245H51V246H53L55 243H53V245H52ZM57 243V242H56ZM79 243V244H80ZM95 243H98V241L97 242H95ZM135 243V242H134ZM154 243V242H153ZM158 243V242H157ZM156 243V244H157ZM164 243V242H163ZM11 244V243H10ZM18 244V243H17ZM43 244V243H42ZM67 244V243H66ZM66 244L64 245L65 247H66ZM70 244V243H69ZM78 244V243H77ZM89 243L87 244V246L88 245H90ZM99 244V243H98ZM96 245V248H95V251H94V255H92V251L93 250H90V254H91V256H94V257H96L95 258V260H96V262L94 263V264H103V257L101 256L100 257V252H98L97 250H98V246L99 245ZM102 244H104V243H102ZM112 244V243H111ZM149 244H151V243H149ZM181 244V243H180ZM2 245H4V244H2ZM12 245H13V242H12ZM49 245H47V246H49ZM101 245V244H100ZM143 245V244H142ZM147 245H148V243H147ZM155 245V244H154ZM264 245V244H263ZM262 245V246H263ZM1 246V245H0ZM5 246H6V244H5ZM7 246L9 247V246H11V245H8L7 244ZM13 246H15V244L13 245ZM23 246V245H22ZM55 246H57L56 244H55ZM59 246H60V244H59ZM74 246V245H73ZM84 246V252H85V244L83 245ZM86 246V247H87ZM91 246V245H90ZM94 246V245H93ZM103 246V245H102ZM136 246V245H135ZM145 246V245H144ZM149 246H152V245H149ZM156 246V245H155ZM175 246V245H174ZM2 247V246H1ZM17 247V246H16ZM63 247V246H62ZM67 247H69V246H67ZM77 247V246H76ZM80 247V246H79ZM89 247V246H88ZM106 247V246H105ZM104 247V248H105ZM111 247H113V246H110L109 248H111ZM146 247H148V246H146ZM159 247V246H158ZM257 247V246H256ZM255 247V248H256ZM5 248V247H4ZM3 247H2V249H4ZM7 248V247H6ZM10 248V247H9ZM12 248V247H11ZM13 248H15V247H13ZM47 248V247H46ZM56 248V247H55ZM71 248H72V246H71ZM107 248V247H106ZM130 248H131V246H130ZM133 248L134 249H136L137 248V246H136V248L133 246ZM132 248V251L134 250ZM145 248V247H144ZM1 249V251H3ZM44 249H45V245H44ZM44 249H43V251H44ZM66 249V248H65ZM89 249H90V247H89ZM102 249V248H101ZM115 249V248H114ZM113 249V250H114ZM142 249V248H141ZM140 249V250H141ZM147 249V248H146ZM149 249V248H148ZM153 249H154V247H153ZM155 249H156V247H155ZM8 250H10V249H8ZM46 250V249H45ZM47 250L48 251H50L49 250V248H47ZM67 250V249H66ZM74 250V249H73ZM77 250H78V248H77ZM81 250V249H80ZM111 250V249H110ZM116 250V249H115ZM117 250H119V248L117 249ZM128 250V249H127ZM13 251H15V250H13ZM26 251V250H25ZM47 251V252H48ZM60 251V250H59ZM70 251V250H69ZM82 251V250H81ZM156 251V250H155ZM163 251V250H162ZM255 251V250H254ZM5 252H6V250H5ZM8 252V251H7ZM6 252V253H7ZM89 252V251H88ZM92 252V253H91ZM97 252V253H96ZM104 252V251H103ZM102 252V253H103ZM138 252V251H137ZM169 252V251H168ZM180 252V251H179ZM3 253V252H2ZM9 253H11V250H10V252H8V254ZM16 253V252H15ZM15 253H14V255H15ZM18 253V252H17ZM35 253V252H34ZM63 253V252H62ZM68 253V252H67ZM66 253V255H68ZM108 253V252H107ZM126 253V252H125ZM124 253V254H125ZM127 253H128V251H127ZM145 253V252H144ZM144 253H142V254H144ZM155 253V252H154ZM153 253V254H154ZM238 253H240V252H237V254ZM252 253V252H251ZM254 253V252H253ZM253 253H252V255H253ZM259 253V252H258ZM1 254V253H0ZM8 254H6L7 256H10V254L8 255ZM13 254V253H12ZM50 254V253H49ZM57 254V253H56ZM86 254H87V252H86ZM95 254H96V256H95ZM104 254V253H103ZM102 254V255H103ZM130 254V253H129ZM161 254V253H160ZM164 254V253H163ZM237 254H233V261L231 262V263H229V264H235V263H237V261H239L240 259L238 258V255ZM244 254V253H243ZM4 255H5V253H4ZM28 255V254H27ZM46 255H48V254H46ZM45 255V256H46ZM51 255V254H50ZM59 255H61V253H59ZM64 255V254H63ZM70 255V254H69ZM79 255V254H78ZM81 255V254H80ZM82 255H83V253H82ZM81 255V256H82ZM118 255H119V253H117V252H114V253H112L111 252V254L109 255L108 254V256H106V260H107V262H108V264H121V262L119 261L118 262V260L117 259H119L118 258ZM133 255V254H132ZM146 255V254H145ZM149 255H151V254H149ZM155 255V254H154ZM153 255V256H154ZM1 256V255H0ZM22 256V255H21ZM76 256V258H78L77 257V255H75ZM90 255L89 256H85V257H91ZM136 256V255H135ZM148 256V255H147ZM152 256V255H151ZM156 256H157V254H156ZM244 256V255H243ZM251 256V255H250ZM14 257V256H13ZM49 257V256H48ZM61 257V256H60ZM64 257V256H63ZM70 257V256H69ZM80 257V256H79ZM146 257V256H145ZM161 257V256H160ZM249 257V256H248ZM259 257V256H258ZM38 258V257H37ZM59 258V257H58ZM73 258V257H72ZM75 258V259H76ZM81 258V257H80ZM79 258V259H80ZM121 259H123L122 257H120ZM129 258V257H128ZM131 258V257H130ZM182 258V257H181ZM184 258V257H183ZM255 258V257H254ZM2 259V258H1ZM6 259H7V257H6ZM12 259V258H11ZM49 259V258H48ZM56 259V258H55ZM65 259V258H64ZM134 259V258H133ZM173 259V258H172ZM171 259V260H172ZM3 260H4V258H3ZM12 260H14V259H12ZM44 260H46V259H44ZM58 260V259H57ZM62 260V259H61ZM66 260V259H65ZM70 260V259H69ZM82 261H84L85 262V260H83V259H81ZM120 260V259H119ZM137 260V259H136ZM170 260V261H171ZM181 260V259H180ZM232 260V259H231ZM249 260V259H248ZM253 260V259H252ZM2 261V260H1ZM6 261V260H5ZM21 261V260H20ZM29 261V260H28ZM42 261V260H41ZM56 261V260H55ZM71 261V260H70ZM77 261V260H76ZM82 261H81V263H82ZM89 261V260H88ZM88 261H87V264H88ZM91 261V260H90ZM93 261H94V259H93ZM135 261V260H134ZM137 261H139V260H137ZM174 261V260H173ZM176 261V260H175ZM179 261V260H178ZM182 261V260H181ZM220 261V260H219ZM11 262V261H10ZM44 262V261H43ZM57 262V261H56ZM69 262V261H68ZM72 262V261H71ZM79 262H80V260H79ZM79 262H76V264H78ZM92 262V261H91ZM91 262H90V264H91ZM126 262V261H125ZM199 262V261H198ZM241 262V261H240ZM245 262V261H244ZM256 262V261H255ZM3 264L5 263L4 261L2 262ZM41 263V262H40ZM45 263H46V261H45ZM50 263V262H49ZM58 263V262H57ZM60 263V262H59ZM58 263V264H59ZM81 263H79V264H81ZM123 264H124V262H122ZM135 263H137L136 261H135ZM247 263V262H246ZM253 263V262H252ZM6 264V263H5ZM62 264V263H61ZM70 264V263H69ZM82 264H84V263H82ZM141 264V263H140ZM178 264V263H177ZM251 264V263H250ZM255 264H257V263H255ZM260 264V263H259ZM263 264V263H262Z\"/></svg>",
    "mask_w": 264,
    "mask_h": 264
}]
</instances>
